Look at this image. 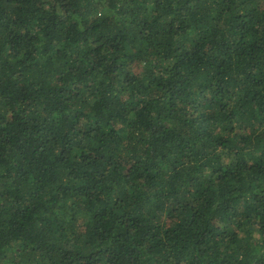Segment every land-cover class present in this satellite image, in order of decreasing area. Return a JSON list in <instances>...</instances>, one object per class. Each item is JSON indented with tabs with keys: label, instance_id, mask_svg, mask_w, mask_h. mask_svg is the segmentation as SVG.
<instances>
[{
	"label": "trees",
	"instance_id": "16d2710c",
	"mask_svg": "<svg viewBox=\"0 0 264 264\" xmlns=\"http://www.w3.org/2000/svg\"><path fill=\"white\" fill-rule=\"evenodd\" d=\"M0 264H264V0H0Z\"/></svg>",
	"mask_w": 264,
	"mask_h": 264
}]
</instances>
